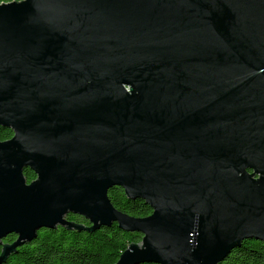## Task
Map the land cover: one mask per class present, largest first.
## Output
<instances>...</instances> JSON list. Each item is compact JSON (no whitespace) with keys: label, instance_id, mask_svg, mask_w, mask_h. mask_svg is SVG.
<instances>
[{"label":"water","instance_id":"95a60500","mask_svg":"<svg viewBox=\"0 0 264 264\" xmlns=\"http://www.w3.org/2000/svg\"><path fill=\"white\" fill-rule=\"evenodd\" d=\"M0 127V264L68 214L141 234L115 264L264 243V0L0 3Z\"/></svg>","mask_w":264,"mask_h":264},{"label":"trees","instance_id":"16d2710c","mask_svg":"<svg viewBox=\"0 0 264 264\" xmlns=\"http://www.w3.org/2000/svg\"><path fill=\"white\" fill-rule=\"evenodd\" d=\"M13 1L21 0H0V3ZM12 134L10 128L0 127V141L11 138ZM23 175L28 183L35 179V174L28 168L24 169ZM107 196L117 210L130 216L146 217L152 212L144 200L128 198L119 186L108 189ZM66 219L84 227L57 226L39 230L35 239L17 248L4 264H115L130 244L141 242V234L124 232L116 223L93 230L82 216L68 214ZM14 240L15 236L8 235L3 242ZM218 264H264V243L255 239L243 240Z\"/></svg>","mask_w":264,"mask_h":264},{"label":"flooded vegetation","instance_id":"af4514ba","mask_svg":"<svg viewBox=\"0 0 264 264\" xmlns=\"http://www.w3.org/2000/svg\"><path fill=\"white\" fill-rule=\"evenodd\" d=\"M14 236V235H13Z\"/></svg>","mask_w":264,"mask_h":264}]
</instances>
